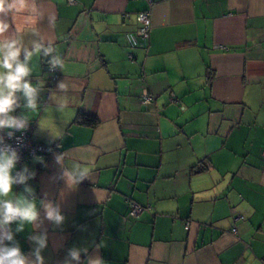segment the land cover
Masks as SVG:
<instances>
[{"label": "crops", "instance_id": "1", "mask_svg": "<svg viewBox=\"0 0 264 264\" xmlns=\"http://www.w3.org/2000/svg\"><path fill=\"white\" fill-rule=\"evenodd\" d=\"M151 1L143 40L135 15L145 0H37L33 26L64 64L53 80L45 58L33 59L29 79L44 87L28 129L53 150L16 170L35 171L27 183L61 204L65 222L15 240L31 257L29 236L46 229L45 264H63L73 247L104 264H264V0ZM57 153L90 178L67 189ZM127 197L147 209L128 216Z\"/></svg>", "mask_w": 264, "mask_h": 264}, {"label": "clouds", "instance_id": "2", "mask_svg": "<svg viewBox=\"0 0 264 264\" xmlns=\"http://www.w3.org/2000/svg\"><path fill=\"white\" fill-rule=\"evenodd\" d=\"M18 14H23V28L17 26ZM39 16L37 0H0V133L8 130L9 138L15 132L25 131L31 119L29 114L40 110L38 98L44 82L38 81L34 84L29 79L33 73V59L51 57L47 59L49 71L63 69V59L53 43L46 41L33 26V20ZM53 20L54 18H49L50 23ZM26 36L32 39L26 42ZM57 89L63 95L56 101V110L62 112L67 107L66 94L69 85L66 81H60ZM17 108L24 110L19 116L12 114ZM39 128L47 132L53 140L59 138L52 135L49 127L41 121ZM19 160L17 149L6 144L4 136L0 135V264H45L42 251L48 246L46 229L29 236L35 245L31 257L22 252L15 235L24 232L26 228L35 232L45 221L60 228L65 222V216L59 202L48 199L47 194L43 199L35 196L34 189L27 182L36 173L27 165L17 171ZM33 160L45 163L41 156H34ZM54 160L60 167L56 179L63 180L67 189L73 190L80 182L90 178L89 168L78 160H73L70 165L66 164L65 153L54 154ZM15 185H23V192L14 193ZM82 252L87 255L86 248L69 249L63 264H81ZM84 264H104V261L99 256L93 258L87 255Z\"/></svg>", "mask_w": 264, "mask_h": 264}, {"label": "built area", "instance_id": "3", "mask_svg": "<svg viewBox=\"0 0 264 264\" xmlns=\"http://www.w3.org/2000/svg\"><path fill=\"white\" fill-rule=\"evenodd\" d=\"M70 3H73L74 0H68ZM148 4V9H144L141 11H138L135 15L136 22L138 24L137 28V34L138 37L141 39H147L149 37L150 33V27H151V21H150V10L149 6L151 5V0H145ZM133 39H130V46L134 45ZM131 57V55H129ZM44 60V65L46 71L51 74V78L54 80L57 76V70L55 71H49V66L47 63V59ZM153 96L146 91L145 89L140 94V101L141 103L147 104L152 100ZM0 135L4 136V141L6 144H10L14 148L17 149L18 154L20 155V160L18 162V165H23L26 162L33 160L34 156H41L43 158H46L53 150V146L45 143H41L38 141L33 140L30 129H26L23 132H15L14 136L12 138H9L7 136V131H4L3 133H0ZM126 202L128 204V216L136 217L142 210L147 209V207L136 203L129 197L126 198ZM241 219L243 217H240ZM188 227V224L186 223V228Z\"/></svg>", "mask_w": 264, "mask_h": 264}, {"label": "trees", "instance_id": "4", "mask_svg": "<svg viewBox=\"0 0 264 264\" xmlns=\"http://www.w3.org/2000/svg\"><path fill=\"white\" fill-rule=\"evenodd\" d=\"M78 122L81 124H85L88 126H94L97 123L96 118L91 116H85V115H79L78 116ZM201 168L196 167L195 170L199 171Z\"/></svg>", "mask_w": 264, "mask_h": 264}]
</instances>
